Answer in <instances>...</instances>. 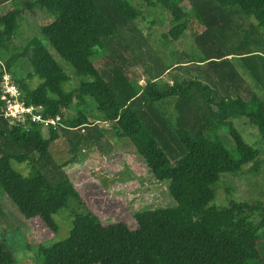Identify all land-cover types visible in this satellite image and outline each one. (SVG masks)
I'll return each mask as SVG.
<instances>
[{"label": "trees", "instance_id": "obj_1", "mask_svg": "<svg viewBox=\"0 0 264 264\" xmlns=\"http://www.w3.org/2000/svg\"><path fill=\"white\" fill-rule=\"evenodd\" d=\"M10 1L0 0V7ZM144 1L148 6L170 10L179 0ZM185 2L200 22L194 38L199 57L191 60L182 56L171 63L160 59L136 27L142 11L127 0L32 3L54 18L52 24L41 28V34L73 67L81 82L64 99L55 95L71 78L39 38L2 64L0 81L2 70L11 72L20 58L28 59L33 73L27 80L38 78L40 84L32 89L25 80L15 79L19 85L24 83L23 103L42 106L44 116L63 118V126L50 129L45 138L40 125L29 120L10 125L0 109V167L9 164L5 170L11 174V181L4 186L6 195L25 218H37L57 233L54 216L70 201L76 200L79 209H86L63 168L80 153L99 149L102 143L113 153L115 148L105 135V124H109L119 137L129 141L138 139L145 130L162 156L152 166L139 154L156 182L168 181V191L176 202L173 208L136 214V229L125 222L104 226L90 212L75 213L69 237L40 248V264H169L172 258L178 264H194L199 257H205L209 264H264L261 237L251 226L255 216L264 220V202L231 198L227 207L214 205L215 189L223 176L242 173L249 164L255 168L260 165L261 151L244 141L231 119L242 117L255 126L264 146V101L240 72L246 70L264 90V0ZM91 10L106 26L105 36H98L87 23L85 15ZM21 17L20 10L0 11L1 53L8 51ZM192 22L176 23L164 39L180 40ZM166 75L172 84L159 83ZM139 78L147 82L139 84ZM89 99L94 102L93 109ZM170 99L175 100L174 123L160 109V104ZM241 99H251L249 111L225 113L231 106L228 104ZM73 105L75 115L66 118L65 111ZM90 110L100 121H91L87 115ZM224 130L231 137L233 151L219 135ZM58 140L68 144L72 156L62 166L54 163L50 154L52 143ZM13 162L30 167L18 184L12 182L19 179ZM7 220L0 203V223ZM16 262L14 253L0 239V264Z\"/></svg>", "mask_w": 264, "mask_h": 264}, {"label": "rangeland", "instance_id": "obj_2", "mask_svg": "<svg viewBox=\"0 0 264 264\" xmlns=\"http://www.w3.org/2000/svg\"><path fill=\"white\" fill-rule=\"evenodd\" d=\"M134 7L141 9L142 16L135 25L147 37L151 48L159 55L160 59L171 63L178 62L182 56L186 59L197 60L199 51L194 43L195 34L198 32L199 21L195 15L188 10L185 0H179L171 6L170 10H165L161 6H148L144 0H127ZM34 0H12L0 7L3 13L12 10H20L22 17L19 19V27L9 43L8 51L0 52V72L2 64L7 62L11 56L16 53H22L25 46L34 38H39L42 43L51 52L55 60L70 76L71 81L63 86V90L55 94L58 98L64 99L65 96L80 85L81 79L76 75L73 67L68 64L59 54L54 51L48 41L41 34V28L47 27L54 22V18L36 5H32ZM27 6L29 8L27 9ZM187 13H186V12ZM85 19L89 26L94 29L98 36L102 37L108 34L106 26L96 11H88ZM193 21L191 27L185 32L184 36L178 40L168 41L164 39L170 29L178 22ZM176 54H173V53ZM183 53V54H182ZM182 54V55H181ZM173 58V59H172ZM241 74L250 84L254 92L264 101V90L244 69ZM14 79L25 80L30 88H36L40 84L38 78L27 80V77L33 73V67L26 58H20L14 64L10 72ZM139 78V84L144 85ZM169 82L171 78L166 75L159 83ZM21 90L24 93V83L21 82ZM174 99L167 100L160 104V109L167 119L174 123ZM89 106L93 109L94 102L89 99ZM231 103V102H227ZM230 108H225V113L241 114L245 110H250L253 102L251 99L244 101L238 100ZM238 111V112H232ZM66 118L73 117L76 113V107L73 105L65 111ZM92 122L100 121L97 113L90 110L87 113ZM233 120L237 130L242 135L244 141L251 146H255L261 151L260 165L255 168L249 164L243 168L242 173L236 175L223 176L220 184L215 189L214 205L218 207H227L231 198L236 201L254 203L256 201L264 202V146L262 137L258 129L246 123L242 117H234ZM107 128L106 138L112 143L115 150L113 153L107 152L108 148L102 143L100 148H92L80 153L78 159L72 161L63 168L65 175L74 184L76 190L81 195L86 209H79L76 200L70 201L68 207L54 216L59 230L57 233L50 231L39 219L25 218L4 192V186L11 180L10 173L7 175L6 168L9 164L0 167V203L2 210L7 215V223H0V239L5 242L7 247L14 253L16 264H40L39 251L41 247H50L56 243L62 242L69 237L72 229L73 216L75 213H92L104 226L125 222L132 229L137 228L135 215L148 209L173 208L176 202L168 191V181L158 183L155 181L150 170L144 164L142 156L147 162L155 166L161 159L162 152L153 140H149L147 133H143L135 141L119 137L111 128V125L105 124ZM44 135L47 132L44 131ZM225 146L233 151L234 145L227 132H219ZM48 136V135H47ZM45 138H48V137ZM141 137V138H140ZM98 149V150H97ZM70 148L64 141L58 140L52 143L50 154L54 163L58 166L65 165L71 160ZM12 168L17 173L19 179L13 180L15 184L21 181V177H26L30 167L26 164L13 162ZM5 167V168H4ZM13 172V171H12ZM13 172V173H14ZM231 191V195L228 193ZM254 232L261 237V252L264 257V220L255 216L251 224ZM169 264H178L175 259H169ZM194 264H209L205 257H199Z\"/></svg>", "mask_w": 264, "mask_h": 264}, {"label": "built area", "instance_id": "obj_3", "mask_svg": "<svg viewBox=\"0 0 264 264\" xmlns=\"http://www.w3.org/2000/svg\"><path fill=\"white\" fill-rule=\"evenodd\" d=\"M2 71L4 73L0 81V109L1 115L10 125L26 124L29 120L40 125L44 137H49L50 129L63 126L62 116H44L42 106L23 103L21 86L10 72L5 69ZM144 82L142 80V83ZM44 131L47 135H44Z\"/></svg>", "mask_w": 264, "mask_h": 264}]
</instances>
